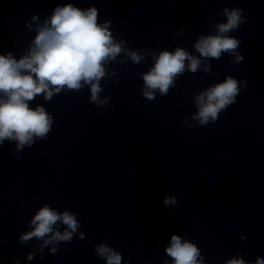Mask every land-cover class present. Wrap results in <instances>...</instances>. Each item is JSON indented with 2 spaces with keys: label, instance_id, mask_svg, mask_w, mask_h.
<instances>
[{
  "label": "water",
  "instance_id": "water-1",
  "mask_svg": "<svg viewBox=\"0 0 264 264\" xmlns=\"http://www.w3.org/2000/svg\"><path fill=\"white\" fill-rule=\"evenodd\" d=\"M66 2L0 0V52L24 54L37 25ZM71 2L96 6L122 49L104 62V103L91 99L88 83L36 94L29 104L52 115L47 134L20 148L15 139L0 144V262L107 264L96 248L106 243L120 264H171L173 232L194 241L205 264L264 257V0ZM237 7L244 19L228 33L237 48L202 55L196 41ZM177 46L199 56V67L186 58L168 90L147 97L143 73ZM227 76L238 81L235 99L201 123L197 95ZM45 203L75 213L71 238L21 240Z\"/></svg>",
  "mask_w": 264,
  "mask_h": 264
},
{
  "label": "clouds",
  "instance_id": "clouds-1",
  "mask_svg": "<svg viewBox=\"0 0 264 264\" xmlns=\"http://www.w3.org/2000/svg\"><path fill=\"white\" fill-rule=\"evenodd\" d=\"M227 19L218 24L215 33L202 35L195 47L204 56L219 57L222 50H235L239 44L237 37L229 31L244 19L240 8H225ZM98 9L92 5L81 8L68 0L57 5L52 13L37 25L36 34L28 50L19 57L9 52H0V144L5 138L15 139L16 147L31 144L37 136H45L52 124V115L42 104L34 107L29 100L36 94L43 93L48 98L64 86L80 88L88 83L91 99L98 103L105 100L99 97L100 78L105 75L104 62L114 58L122 49V42L115 40L110 21L98 22ZM33 19H37L33 14ZM134 61L141 56L135 50L129 52ZM237 59L242 58L237 53ZM187 67L196 70L200 57L177 46L174 50H160L152 66L143 73L147 97L154 96V90L166 92L173 83L176 74ZM239 91L238 81L232 76L210 85L197 95L198 112L195 113L201 123L210 118L215 119L218 112L235 99ZM106 99V98H105ZM175 196L166 195L164 202H174ZM64 222L63 231L54 225ZM32 227L20 234L21 240L32 236L45 237L49 240L70 239L79 221L75 213L64 209L58 211L45 203L33 214ZM83 234V233H81ZM97 252L106 258L107 264H120L121 254L106 243L96 245ZM55 251V248L52 249ZM166 251L173 257L171 264H205L200 259V249L190 239H184L173 232ZM32 253H28L31 258ZM2 264V262H0ZM226 264H264V257L257 256L255 262L247 261L241 256L230 257Z\"/></svg>",
  "mask_w": 264,
  "mask_h": 264
}]
</instances>
